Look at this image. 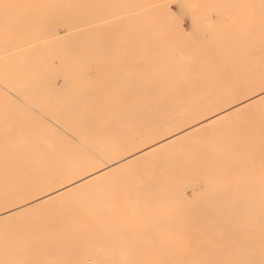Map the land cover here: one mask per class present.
<instances>
[{"label": "bare ground", "instance_id": "1", "mask_svg": "<svg viewBox=\"0 0 264 264\" xmlns=\"http://www.w3.org/2000/svg\"><path fill=\"white\" fill-rule=\"evenodd\" d=\"M174 1L182 6L200 0H0V74L5 81L22 87L21 94L18 92L21 97L8 89L10 93L4 94V105L0 107V161L14 165L11 171L0 173V207L4 208L0 212V264L57 259L67 255V249L69 255L76 256L87 250L84 244L88 242L83 240L96 238L93 232H98L100 243L118 238V230L94 228L95 222L89 221L85 222L89 231L79 237L80 241L52 238L50 230L35 239L25 237L27 216L53 208L48 214L57 213L62 223H70L72 219L65 215L60 201L114 176L142 179L145 184L141 186L154 196L151 198L164 199L176 192L165 191L166 187L154 179V172L164 167L167 171L171 162L227 163L237 173L244 161L264 160L263 133L256 134L239 124H224L264 106V87L256 86L264 82V69L258 76L253 67L255 56L264 63V41L258 38V33L264 31V0L209 1L211 8H224L228 11L224 13L234 15L245 12L241 5L254 7L245 12L244 18L249 16L251 23L246 28L226 30L221 24L223 13L218 20L209 14L204 16L201 22L216 29L210 47L213 52L202 48L177 23L171 6ZM145 20L154 24L143 25ZM92 49L96 53L92 54ZM117 51L128 54L115 66L110 56ZM181 52L187 56H181ZM43 55H64L70 63L67 69L73 74L62 81H58L57 73L51 74L54 78L40 77L37 91L34 85H25V75L34 63L43 60ZM248 68L254 73L244 81L226 83ZM239 95H244L242 100H234ZM196 101L200 105L178 104ZM147 112L152 115H144ZM12 135H25L27 139L15 145ZM48 135L51 138L45 139ZM142 142L128 151L132 144ZM172 147L178 148L179 155L161 156L158 169L151 164L142 169L145 161ZM106 160L107 165L103 163ZM187 171L192 168L183 164L177 170H168L167 177H184ZM53 182H59L58 186L52 187ZM137 188L131 185L129 190L137 194ZM261 190L252 196L236 197L238 204L231 219L216 220L215 230L191 236L194 242L188 245L193 250L188 254L157 251L160 262L264 264V218H258L255 211L264 205ZM180 197H186L184 191ZM84 204L91 202L85 200ZM186 214L192 224L206 213L199 210ZM55 222L50 217L27 222V234L40 231L32 226L49 227ZM156 223L164 225L166 221ZM186 231L190 233L191 229ZM127 238L121 235V239ZM153 247L148 244L149 249ZM246 247L251 249L249 254L244 252ZM45 248L51 256H44ZM222 248L232 255L230 259Z\"/></svg>", "mask_w": 264, "mask_h": 264}, {"label": "rangeland", "instance_id": "2", "mask_svg": "<svg viewBox=\"0 0 264 264\" xmlns=\"http://www.w3.org/2000/svg\"><path fill=\"white\" fill-rule=\"evenodd\" d=\"M164 1L170 2L172 0ZM209 1L210 0H200L196 2L187 1L184 2L182 6H180L179 2L174 1L172 2L171 6L177 23L183 27L185 32L191 36H194L197 43L203 46L202 48H207V52H213L210 47L213 43V35L216 33V29H213L212 26L205 25V23L201 22L204 16L209 14L214 20H218L219 15L223 13L221 24L223 23L222 27L226 30L232 29L235 26H237L238 29L239 27L246 28L251 23H248L250 20L249 16L244 18L245 12L252 11L254 7L251 4L244 6L241 5L240 9H243L245 12L239 15H234L232 12L226 13L228 11L224 8L222 10L211 8ZM230 5L235 7L234 3H231ZM183 8L185 11H183ZM225 10L226 12L224 13ZM153 24L154 23L150 22L149 20H145V22H143V25ZM221 24H217L216 26L220 27ZM60 32L62 35L66 33L62 28L60 29ZM258 34V38L264 41V31ZM196 36H198V38H196ZM199 37L201 41L199 40ZM198 41H200V43ZM95 50L96 49L91 50L92 54L93 52L96 53ZM127 54L125 55V52H114L110 56V62L116 66L122 59L125 60ZM180 55L187 56L186 52H181ZM253 61L255 62L253 67L256 68L255 74L259 76L261 74V70L264 69V63H261L259 56H255ZM69 65L70 63L67 59H65L64 55H56L52 57L43 55L42 61H40L38 64L34 63V65H32L29 70L26 71L27 74L25 75V85L27 83L32 86L34 85L35 90L38 91V78H54V76H51L52 73H57L56 76H58V81H62L65 79L64 77L73 74L67 69ZM93 66L95 68L93 71L96 72L97 68L95 67V64ZM35 67H40L41 69L37 70ZM52 68L55 70H52ZM253 73L252 71L250 72L249 68L244 69V71L238 72L236 79H229L226 81V83L231 80V83L235 85L242 80L244 81L246 76H250ZM184 75L186 76L188 74L184 73ZM2 76L3 75L0 74V107L4 105V94L10 93L8 89L21 97L19 94H21L20 91L22 88L20 84L12 85V83L5 81L4 77L2 78ZM217 82L223 83L221 80H217ZM256 82L259 81L257 80ZM256 86L259 88L264 87V82H260L259 85ZM228 90L233 92L232 88L231 90L230 88ZM234 93L239 94V92L236 91ZM250 93L251 92L249 91L248 94ZM242 96L244 95L236 96L234 100H242ZM133 104L139 105L140 103ZM178 104L180 106L187 107L196 104L200 105V101ZM144 115L149 116L152 115V113L147 112L144 113ZM179 115L180 114L175 116ZM169 122H171V120H169ZM224 124L226 125L225 127H229L232 124H239L243 125L244 127H248L249 131H252L256 134H264V106L263 108L261 106L257 110L244 115V117H238L235 120H231V123L230 121H226ZM66 133L69 137L74 138V134L70 130H66ZM223 136L224 135H218L216 137ZM47 137L51 138L48 135L45 137V139H47ZM10 138L15 142V145L18 141L22 142L23 140L25 141V139H27L25 135H12ZM37 138L42 139L43 137ZM142 144H144V142L140 144H132L128 151L136 149ZM54 148L58 149L59 146L55 145ZM164 155H179V150L177 147H172L167 151L162 152V154H158L156 157H154L155 159L145 161L144 163L146 164L141 166L142 169H144L149 164H151L153 169H158V159ZM103 163H106L107 165L109 161L106 160L105 162L103 161ZM171 163L172 165L166 168L167 171L164 167L162 170H158L159 173L154 172V179L162 183L164 188L166 187L165 191H175L176 194L174 196L165 195L166 198L164 199H153L151 198L154 197L153 195L151 196L143 190L141 185H144L145 183L142 181V179H136L129 176H114L108 181L105 180L102 183L95 185L93 188L77 192L72 197L60 201L61 206L63 205L65 207V215L71 217L72 219L70 223L69 221L62 223L57 213H54L53 215L48 214L51 212V210H53V208H45L43 214L40 215H38V213L34 216H27L25 220V237H29L30 239H35L39 234L46 235L48 234V230H50L52 232V238L59 239L61 241H67L69 238H71L73 241H80L79 237H85V233H88L89 231V225L85 224L86 221H89L90 223L95 222V225H92L94 228L100 227L103 229L109 228L118 230L115 233L116 236L118 235V238H115V241L113 240L114 242L112 241L111 243L110 241L108 242L106 240L105 243H100V241H97L99 240L97 238L98 232H93V237L96 238H92V240H83L84 242H88L84 244L87 246V250L79 252V254L76 256L69 255L67 249V255L55 259L54 257H49L51 256V251L45 248L43 249V254L45 257L49 258H42L37 261L38 263L34 264H139L140 261H142L141 264H160L161 257L156 254L157 251H171L172 253L188 254L193 250L192 246L188 245L193 244L194 242V240L190 238L191 236L203 234L204 230H215V228L218 226L216 222L218 219H231L233 214H230L236 210L235 207L238 204L236 197L247 195L252 196L259 193L257 191L258 189L261 190L263 188V190H261L263 199L261 204H264V160L254 163L244 161L241 163L243 168L238 170L237 173L229 169V167L226 165L227 163H180L178 160ZM183 164L190 166L192 171H187L185 174L186 176L184 177L179 175H177L175 178L167 177L168 170H177ZM12 166L14 165L9 161H0V173L11 171ZM198 168L201 170V172H197ZM259 180L263 181L258 182ZM58 184L59 182H53L51 186H58ZM131 185L138 186L137 194L130 192L129 187ZM182 191L185 192L186 197H180ZM250 191H253V194H251ZM167 197H169V199ZM85 200L90 201L91 204H84ZM158 201L161 202L157 204ZM12 203L15 202H11L10 204ZM200 205L201 207H199ZM3 210L4 208L0 207V212ZM199 210H202L206 214H201L199 217L201 220H197L196 223L190 224L189 221L186 220V213ZM220 211L222 212L221 216L218 215V212ZM255 211L256 216L259 215L258 218H264V205L263 207L256 208ZM48 217H50V219L56 220L52 226H40V228L32 226L33 228L40 229V231L27 234V222H32L33 220H41L42 222ZM158 220L164 222L166 221V223H164V225H158L156 223ZM12 223L15 222L12 221ZM120 228H123L124 230L122 231ZM148 228L150 229L148 232L141 231ZM188 228L191 229L190 233L186 231ZM166 229L175 230L169 232L166 231ZM208 232L206 231L204 234H208ZM121 235H127L129 238L121 239ZM146 236H149L148 240L145 239ZM156 236L162 237L161 240H154L153 238ZM167 236H171V239H169ZM97 244L100 245L97 247ZM129 244H134V247L130 246ZM148 244H153L154 247L149 249ZM155 244H159L160 246L157 247ZM145 249H149L148 252L144 251L145 254L139 253ZM234 250V248L231 249V251ZM222 251L227 259L232 257L231 254H227L225 252L224 248H222ZM250 251L251 249L246 247L244 252L249 254ZM219 257L222 258V256ZM166 258L171 259L172 256H167ZM25 264L27 263L25 262Z\"/></svg>", "mask_w": 264, "mask_h": 264}]
</instances>
